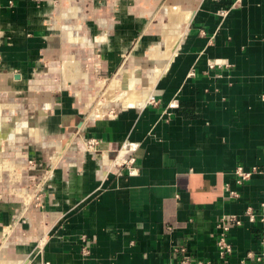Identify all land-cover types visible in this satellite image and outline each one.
<instances>
[{"label": "crops", "instance_id": "0c3cea01", "mask_svg": "<svg viewBox=\"0 0 264 264\" xmlns=\"http://www.w3.org/2000/svg\"><path fill=\"white\" fill-rule=\"evenodd\" d=\"M165 2L0 0V258L28 262L40 238L47 264H176V244L264 264L246 257L264 243L244 215L264 198V0L176 5L192 14L146 102L108 101L113 79L126 88L127 70L142 82L165 60L147 51ZM238 165L258 172L237 184ZM225 214L242 224L220 260Z\"/></svg>", "mask_w": 264, "mask_h": 264}, {"label": "bare ground", "instance_id": "6f19581e", "mask_svg": "<svg viewBox=\"0 0 264 264\" xmlns=\"http://www.w3.org/2000/svg\"><path fill=\"white\" fill-rule=\"evenodd\" d=\"M164 9L163 16H166V18L169 19V22L161 25L160 42L150 46L147 51L149 52L148 54L150 57H161V59L164 57L165 60L160 62V65L152 72V74L146 75L142 82L130 77L131 71L127 70V73H124V76L129 77L126 88H119L117 85H111L110 83L115 82L113 79L112 82L106 86L105 90V97H107L108 101H119L126 106L141 105L146 102L148 92L154 86L157 78L166 72L168 60L170 61L183 39V34H180L178 27L182 22L189 20L192 12L191 10L189 11L188 8L171 5L166 6ZM0 264L15 263L2 257L0 258Z\"/></svg>", "mask_w": 264, "mask_h": 264}, {"label": "built area", "instance_id": "2783aa9c", "mask_svg": "<svg viewBox=\"0 0 264 264\" xmlns=\"http://www.w3.org/2000/svg\"><path fill=\"white\" fill-rule=\"evenodd\" d=\"M222 12V11H221ZM133 158H129L127 165L132 163ZM130 173L135 172L134 168L128 167ZM258 172L256 167H251L245 169L243 166L238 165L234 170V178L237 184H243L245 181L249 180L254 173ZM230 195L233 197H238V192L230 190ZM244 215L250 222H261V239L264 243V198L259 204V212H256L252 206H247L244 211ZM242 224V219L238 214H225L219 218L217 221V235H216V251L217 257L220 260H226L227 256L232 252V245L228 240V232L236 226ZM82 240L85 239L83 235ZM86 252L87 248L83 247ZM173 250L178 254V260L176 264H215L213 261L208 259L196 258L191 255L184 245L176 244L173 246ZM247 258L260 261L264 259V253L254 255L253 252H247ZM239 264H246V261L242 259Z\"/></svg>", "mask_w": 264, "mask_h": 264}, {"label": "rangeland", "instance_id": "374dc122", "mask_svg": "<svg viewBox=\"0 0 264 264\" xmlns=\"http://www.w3.org/2000/svg\"><path fill=\"white\" fill-rule=\"evenodd\" d=\"M166 1V0H165ZM189 0H167V2H165V5H164V8L166 7V6H168V5H172V6H176V5H178V4H186L187 2H188ZM162 9L163 10V13H164V10L165 9ZM164 18H166V16H163V19ZM163 19H161V20H163ZM162 23V22H161ZM161 23H160V25H159V28L161 27ZM186 24H184V25H182V30L181 31H183V28H184V26H185ZM158 28V29H159ZM159 34H160V30H159ZM153 66H151V68H152ZM143 70H146V67L143 69ZM142 71V69L140 70V72ZM140 72H138V75H140ZM142 74V73H141ZM146 74H148V73H146ZM105 90H106V88H105ZM104 90V91H105ZM105 94H106V91H105ZM114 102H117V101H115L114 100ZM119 102V101H118ZM11 164H13V163H11ZM19 164H16V166H18ZM20 166V165H19ZM1 168H3V170L2 171H5L8 175H10V176H12L13 175V177H17L18 179H21V178H23L22 176H21V172H20V167H19V170H17V168H13V170L11 169H9V168H6V167H3L2 165H1ZM1 170V169H0ZM26 171H27V169H26ZM28 173L26 172V176L28 177L27 179H29V182H30V184H31V186L35 189V191L34 192H37L38 190H39V182H40V179H38V178H36V177H34L35 176V172H29V175L31 176H28L27 175ZM16 192H18V193H23L22 192V189H20V190H15ZM25 193V192H24ZM28 195H31V194H28ZM32 196V195H31ZM27 198H25V199H27V201H29L30 200V198L31 197H29V199H28V196H26ZM26 201V202H27ZM40 243H41V239L40 238H38V239H36L35 241H33V243H31V256H30V258H28L29 260H28V262H27V260H21V261H18L19 263H23V264H47V263H44V262H42V261H40L39 259H38V257H36V256H38V255H36V253H38V250L40 249L39 247H40Z\"/></svg>", "mask_w": 264, "mask_h": 264}]
</instances>
